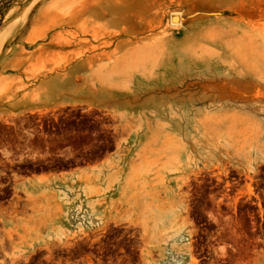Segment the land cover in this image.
Masks as SVG:
<instances>
[{
	"label": "rangeland",
	"instance_id": "rangeland-1",
	"mask_svg": "<svg viewBox=\"0 0 264 264\" xmlns=\"http://www.w3.org/2000/svg\"><path fill=\"white\" fill-rule=\"evenodd\" d=\"M255 37L264 0H0V264H264Z\"/></svg>",
	"mask_w": 264,
	"mask_h": 264
},
{
	"label": "crops",
	"instance_id": "crops-1",
	"mask_svg": "<svg viewBox=\"0 0 264 264\" xmlns=\"http://www.w3.org/2000/svg\"><path fill=\"white\" fill-rule=\"evenodd\" d=\"M81 98L85 99L86 97H81ZM129 162L130 160L127 158L110 157L107 159H100L97 162V166L104 169L105 167H109V166H127ZM86 170L88 169H85L82 173L86 172ZM101 171H102L101 174L96 175V177L99 179L101 184L96 187L94 191L95 193L89 190H82L85 194L84 197H86L87 199L86 207L89 210L93 208L95 210L94 211L95 215L99 216L103 222H109V221L123 222L124 218H126L127 216V213H128L127 210H130V208L128 207V204L127 205L124 204L121 207L120 211L117 213L113 211L112 206L120 203L121 202L120 200H123L124 202H126V198L122 197L123 196L122 192L118 189L108 191V190H105L104 188H105V184L116 182L117 177L119 178L118 181H121V182H124L126 178L123 176L112 174L110 172L105 173L104 170H101ZM31 180L34 181L35 178L33 177ZM58 181L59 182L57 183H62V182L69 183L68 180L67 181L58 180ZM56 194L60 198H62V195L68 198V195H69L65 191H59ZM79 195L81 196V198H84L82 193ZM69 196L73 198V195H69ZM101 200H103V202L99 203Z\"/></svg>",
	"mask_w": 264,
	"mask_h": 264
},
{
	"label": "flooded vegetation",
	"instance_id": "flooded-vegetation-1",
	"mask_svg": "<svg viewBox=\"0 0 264 264\" xmlns=\"http://www.w3.org/2000/svg\"><path fill=\"white\" fill-rule=\"evenodd\" d=\"M94 119L92 118V120L90 121V123H94V121H93ZM75 122H78V119H76L75 120ZM65 160H67V159H64V160H56V159H52V160H50V161H46V162H44V163H42V165H62V164H64L65 163ZM14 163H16V162H14ZM0 174L1 175H4V176H7V172H8V169L6 168V164H5V162L4 161H1L0 162ZM59 173V172H58ZM68 194H69V192H68ZM3 202H5V203H7V199L6 200H4ZM76 204V203H75ZM71 211L72 212H74V215H73V217H72V220H71V226H76V224L77 223H79V224H82L83 226H90L88 223V220L90 219V220H93V222H95V224L96 225H98V221H97V217H95L94 215H90L89 217L88 216H86V215H84V217H77V214H76V210L73 208V210L71 209Z\"/></svg>",
	"mask_w": 264,
	"mask_h": 264
},
{
	"label": "bare ground",
	"instance_id": "bare-ground-1",
	"mask_svg": "<svg viewBox=\"0 0 264 264\" xmlns=\"http://www.w3.org/2000/svg\"><path fill=\"white\" fill-rule=\"evenodd\" d=\"M173 20H177V18H172ZM253 35V34H252ZM252 39V38H251ZM245 48H249L248 50L251 54L252 60H255L258 65H262L264 63V40H260L259 38L255 37L252 41L245 42ZM244 49V48H243ZM244 52V51H242ZM247 52V51H246ZM241 53V52H240ZM249 54V53H248ZM249 54V55H250ZM245 56V53L244 55ZM246 57V56H245ZM244 57V58H245ZM248 58V57H247ZM245 58V59H247ZM251 58L249 60H251ZM243 61V59H241ZM248 60V59H247ZM261 67V66H260ZM257 67V68H260ZM263 70V68H261Z\"/></svg>",
	"mask_w": 264,
	"mask_h": 264
}]
</instances>
